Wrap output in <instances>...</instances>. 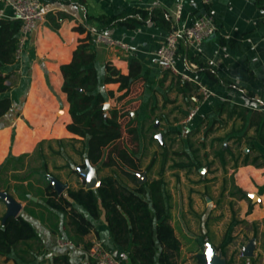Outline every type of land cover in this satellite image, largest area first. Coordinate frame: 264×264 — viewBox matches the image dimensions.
<instances>
[{"label": "crops", "instance_id": "0c3cea01", "mask_svg": "<svg viewBox=\"0 0 264 264\" xmlns=\"http://www.w3.org/2000/svg\"><path fill=\"white\" fill-rule=\"evenodd\" d=\"M13 1L0 0V19L14 18ZM41 1L47 11L44 20L28 34L21 58L3 67L13 107L0 119V165L10 155L15 158L29 152L40 155L39 143L43 140L52 141V147L58 150L62 148L56 139L84 138V133L68 128L72 120L67 96L62 91L61 72V65L72 60L79 39L86 36L75 30L82 24L93 32L100 89L115 92V97L107 103L109 108L119 109L117 120L124 131L119 145L110 153L104 150L102 157L92 163L119 168L136 186L142 184L141 174L146 176V181L163 180L170 222L181 242L178 264H199L198 254L205 253L208 240L228 263L239 264L242 258L237 259L232 252L228 254V246L215 244L212 230L207 229L213 226L212 220H208L212 216L211 198L205 197L208 203L204 207L200 201L210 187L207 175L211 167L221 168L226 177L230 159L235 163L232 171L237 170L239 175V181L236 178L233 183L234 195L239 201H250L246 214L250 216L255 203L263 200L257 188L264 189V164L244 165L243 160L246 153L254 150L264 156V145L257 139L259 119L264 113V8L255 0H210L208 4L184 0L183 12L178 18L176 10L180 0H84L83 4L78 0ZM132 8H161L170 28L148 21L134 29L113 26L94 31L98 26L96 17L112 16ZM204 11L215 17L217 33L200 45L188 44L182 39L177 54L178 73L165 69L157 56L159 46L173 28L188 26ZM99 34L124 41L130 49L110 47L98 40ZM133 58L141 61L144 71L148 72L147 79L138 78L127 95L119 91V83H104L106 63L111 62L127 73ZM209 71H214L215 77ZM201 87L210 89L212 94L205 98ZM48 144L43 146L48 169L43 167L42 172L62 181L48 163L53 155ZM241 146L243 157L235 151ZM62 152L61 156L69 155L65 148ZM180 156L185 159L178 160ZM255 156L250 155V160ZM69 158L53 167L75 175L78 185L62 182L67 188H79L82 179L73 169L77 170L82 162L75 166ZM201 168H205L204 172ZM44 186L33 182L32 212H26L24 201L10 191L22 204L21 213L33 222L39 237L17 244L8 255H0V264H54L53 257L59 254H68L72 264H94L84 244L73 240L67 216L46 204ZM4 189L0 187L1 191ZM250 193L260 199L253 201ZM7 210L6 202L0 199V225ZM94 226L84 237L85 242L99 240L126 264H133L129 251L114 241L104 214L94 221ZM59 239L70 240L74 245L60 247ZM258 255L254 250L253 256L245 257Z\"/></svg>", "mask_w": 264, "mask_h": 264}, {"label": "trees", "instance_id": "16d2710c", "mask_svg": "<svg viewBox=\"0 0 264 264\" xmlns=\"http://www.w3.org/2000/svg\"><path fill=\"white\" fill-rule=\"evenodd\" d=\"M84 3V0H78ZM255 3L264 8V0H255ZM98 26L96 32L104 31L113 26H125L134 29L148 21H154L163 26L168 25V18L161 8L143 9L132 8L129 11L116 15H100L95 18ZM22 27L20 19H0V119L13 107L11 97L8 95L10 86L7 84V75L3 67L16 62V50ZM75 30L86 33L79 39V44L73 52L72 60L61 65L63 76L62 91L67 96L69 114L72 123L68 128L84 133V138H60L55 141L65 148L66 140L80 143L82 150H77L83 157L79 166L85 167V159L90 162L98 161L108 147L112 152L119 145L123 129L120 128L119 109L112 106L105 109L109 98L115 97L113 90H101L100 78L96 67L97 51L93 47L95 38L93 32L82 24ZM104 83H119V91L127 95L131 85L140 77L148 78L141 61L133 58L130 61L128 72L123 73L113 63L105 65ZM215 77L214 71H209ZM219 80V79H218ZM251 93L249 94V96ZM252 96V95H251ZM257 139L264 145V113L259 119ZM52 141L43 140L39 143L40 156L46 161L43 165L47 170V156L43 151L45 143H49L51 153L62 155V149H54ZM122 152L126 149L122 147ZM134 155V153H133ZM135 156V155H134ZM141 161L140 156H136ZM263 161L259 163V159ZM263 165L264 156L258 155L250 160V153L245 154L243 164ZM93 164V163H92ZM101 184L95 189H87L85 180L74 168L73 172L82 179L79 188H67L59 194L48 182L43 188L46 204L49 208L63 212L68 218V225L73 231V240L83 243L85 250H89L92 242H85L84 237L94 229V221L104 214L110 234L114 241L129 251L133 264H178L177 257L181 250V242L170 222V215L164 197V182L162 179L146 181L140 186L133 185L117 167H107L98 164ZM238 166V161H236ZM4 164L0 165V180L4 173ZM102 171H106L101 174ZM10 193V189H4ZM247 197L248 194L244 193ZM78 207L81 209L79 210ZM39 233L33 222L24 214L9 217L0 225V255H8L13 248L28 240L37 239ZM199 264H208L206 254H198ZM54 264H72L68 254H59L53 257ZM232 264V262H229ZM239 264H262L257 258L243 257Z\"/></svg>", "mask_w": 264, "mask_h": 264}, {"label": "rangeland", "instance_id": "374dc122", "mask_svg": "<svg viewBox=\"0 0 264 264\" xmlns=\"http://www.w3.org/2000/svg\"><path fill=\"white\" fill-rule=\"evenodd\" d=\"M137 127L138 124L136 128ZM197 140V142H199L200 138ZM206 143L209 144V139ZM126 147L132 152L127 144ZM65 149L71 156L70 158L68 154L67 157L52 155L48 159V163L50 164L51 170L58 174L62 181L78 185V178L75 175H70L68 170L57 171L53 167L54 164L64 163L68 158L75 166L83 161V157L77 151L82 150V145L74 142H67L65 144ZM243 149L244 148L241 146L240 149L238 148L235 150L236 153H239L240 157L244 155ZM107 150H110V148L108 147ZM249 153L252 156L259 155L255 150L253 153ZM211 155H213V153H209V156ZM177 159L184 160L185 158H181L180 156V158L178 157ZM230 161V168L225 171L227 174L226 177H223L225 174L222 169L215 167V165L211 167L207 175L211 182L209 185L210 187L206 189L200 201L204 207L208 203L205 197L211 198L209 207H211L212 216L209 217L208 220H212L211 225L213 226L207 229L212 230L211 237L215 244L224 245L223 247L228 246V254L230 252L236 254L237 259L245 257L243 255L244 247L253 239L255 241V252L256 254L259 253V260L264 262V189L260 187L257 188L259 195L263 196V200L255 203L256 205L254 204L255 206H253L252 210L249 208L252 214L250 215L249 213L250 216H248L246 212L250 201H239L237 195H234L235 184L233 185V183L237 179L239 181V175L237 170L235 172L232 171V167L235 166V163L232 159H230ZM240 161H242V159H240ZM261 161H263V159H261ZM45 162L44 158L36 154V152L24 153L16 158L10 155L4 162L5 169L0 180V187L3 189H10L19 199L23 200V204L26 205L27 208L26 212L33 211V201L31 200V196H33V182L41 185V187L48 182L44 172H42ZM196 175L197 177L199 176L198 173ZM170 176H172V174H170ZM197 224L198 222H196V225Z\"/></svg>", "mask_w": 264, "mask_h": 264}, {"label": "built area", "instance_id": "2783aa9c", "mask_svg": "<svg viewBox=\"0 0 264 264\" xmlns=\"http://www.w3.org/2000/svg\"><path fill=\"white\" fill-rule=\"evenodd\" d=\"M183 1L184 0H180L177 5L176 15L178 18H180L183 12ZM201 2L203 4H208L210 0H201ZM12 7L14 10V18L22 21L19 43L16 50V60H19L22 56L28 34L44 20L47 11L41 0H14L12 2ZM218 29L219 27L215 17L208 11H204L198 14L188 26L173 28L159 46L157 56L165 69L178 73L177 54L180 41L183 39L188 44L200 45L216 34ZM98 40L106 43L110 47H117L123 50L130 49L129 45L124 41L117 40L105 34H99ZM184 77L185 79L188 78V76L185 75ZM201 91L205 98H208L212 94V91L206 87H201ZM193 114L194 113H192L191 116H193ZM57 243L60 247L74 245L72 241L65 239H59ZM88 255L93 260L94 264H126L108 250L99 240L92 241V245L88 250Z\"/></svg>", "mask_w": 264, "mask_h": 264}, {"label": "water", "instance_id": "95a60500", "mask_svg": "<svg viewBox=\"0 0 264 264\" xmlns=\"http://www.w3.org/2000/svg\"><path fill=\"white\" fill-rule=\"evenodd\" d=\"M109 108V104H105V109ZM161 138V135L158 136ZM86 166L85 167H77L79 174L85 180V186L87 189H95L101 184V178L98 172V166L93 165L89 158H86ZM205 168H201V172H204ZM140 183H144L146 181V176L144 174L139 175ZM49 181L53 185V187L57 190L59 194L63 193L68 185L57 179L55 176H49ZM250 197L253 201L259 200V196L255 193H250ZM0 199L4 200L7 204L8 210L3 217V223L9 217H17L22 212V204L17 201L10 193L0 190ZM255 250V241L253 239L250 240L248 245L244 248V256H253ZM207 263L208 264H229L226 258L223 256L221 251H218L217 248L211 241H207V248L205 251Z\"/></svg>", "mask_w": 264, "mask_h": 264}]
</instances>
